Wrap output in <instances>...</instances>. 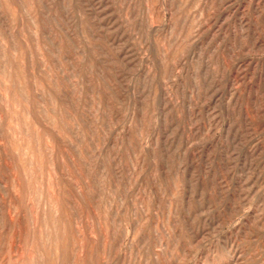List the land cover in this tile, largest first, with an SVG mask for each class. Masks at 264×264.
I'll list each match as a JSON object with an SVG mask.
<instances>
[{
    "label": "rangeland",
    "instance_id": "374dc122",
    "mask_svg": "<svg viewBox=\"0 0 264 264\" xmlns=\"http://www.w3.org/2000/svg\"><path fill=\"white\" fill-rule=\"evenodd\" d=\"M0 264H264V0H0Z\"/></svg>",
    "mask_w": 264,
    "mask_h": 264
}]
</instances>
